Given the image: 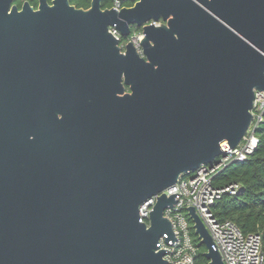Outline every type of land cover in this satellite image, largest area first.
Returning a JSON list of instances; mask_svg holds the SVG:
<instances>
[{
  "label": "water",
  "instance_id": "1",
  "mask_svg": "<svg viewBox=\"0 0 264 264\" xmlns=\"http://www.w3.org/2000/svg\"><path fill=\"white\" fill-rule=\"evenodd\" d=\"M101 1H0V264H167L162 191L236 147L264 92V0Z\"/></svg>",
  "mask_w": 264,
  "mask_h": 264
},
{
  "label": "built area",
  "instance_id": "2",
  "mask_svg": "<svg viewBox=\"0 0 264 264\" xmlns=\"http://www.w3.org/2000/svg\"><path fill=\"white\" fill-rule=\"evenodd\" d=\"M121 6L122 2L116 0L115 7ZM109 32L119 41L122 50L127 43H131L137 52L143 55L140 43L141 28L131 29L126 39L121 37L115 27H109ZM251 112L253 119L250 127L236 147L231 148L226 143H222V153L213 162L181 175L174 185L162 191L167 196L174 195L176 199V203L167 207L163 213V216L171 221L174 239L166 242L164 237H160L158 241L161 249L165 250L164 259L167 264H195L197 248L191 235V228L193 231L194 228L187 210L189 207H193L199 216L211 237V248L219 252L224 264H264L260 235L244 234L233 222L220 221L211 211L215 200L225 194H236L239 190L238 185L235 184L216 188L212 178L229 163L245 160L255 149L257 138L254 130L264 113L263 91L255 90ZM156 200L157 195L148 198L140 205V222L149 223V214Z\"/></svg>",
  "mask_w": 264,
  "mask_h": 264
},
{
  "label": "trees",
  "instance_id": "3",
  "mask_svg": "<svg viewBox=\"0 0 264 264\" xmlns=\"http://www.w3.org/2000/svg\"><path fill=\"white\" fill-rule=\"evenodd\" d=\"M89 2L78 0L77 6L87 8ZM132 4V1H125L122 6ZM110 6L112 2L108 0L102 2V8ZM254 134L257 144L253 152L243 161L229 163L213 176L214 187L224 188L235 184L239 190L236 194H225L215 200L211 211L218 220L233 222L244 234L260 235L264 252V113L255 127ZM191 235L197 248L195 264H208L204 256L206 248L199 242L192 228Z\"/></svg>",
  "mask_w": 264,
  "mask_h": 264
},
{
  "label": "flooded vegetation",
  "instance_id": "4",
  "mask_svg": "<svg viewBox=\"0 0 264 264\" xmlns=\"http://www.w3.org/2000/svg\"><path fill=\"white\" fill-rule=\"evenodd\" d=\"M0 1L4 4L8 3L9 4V10H11L14 7L16 10L20 11L24 8V6H27V7L31 8L33 11H37L41 7H43L44 5L53 6L56 0H0ZM68 1L71 5H73L77 8H83V7L77 6L78 0H68ZM89 1H90L89 2V6H90L91 0H89ZM103 1L104 0L101 1V6H102ZM108 1L112 2V6H110L108 8L115 6L116 0H108ZM125 1H130V0H125ZM125 1H123V2H125ZM84 9H86V8H84Z\"/></svg>",
  "mask_w": 264,
  "mask_h": 264
}]
</instances>
